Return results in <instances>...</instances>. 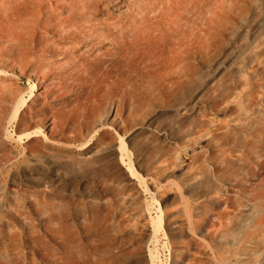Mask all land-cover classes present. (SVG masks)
Instances as JSON below:
<instances>
[{
    "label": "rangeland",
    "instance_id": "obj_1",
    "mask_svg": "<svg viewBox=\"0 0 264 264\" xmlns=\"http://www.w3.org/2000/svg\"><path fill=\"white\" fill-rule=\"evenodd\" d=\"M41 1L0 0V264H254L264 0Z\"/></svg>",
    "mask_w": 264,
    "mask_h": 264
},
{
    "label": "bare ground",
    "instance_id": "obj_2",
    "mask_svg": "<svg viewBox=\"0 0 264 264\" xmlns=\"http://www.w3.org/2000/svg\"><path fill=\"white\" fill-rule=\"evenodd\" d=\"M98 1V0H97ZM52 2L54 3V5L55 6H58V7H65V4H63L60 0H52ZM93 3V2H92ZM94 5V4H93ZM62 9V8H61ZM34 10L36 11V13H35V17L37 18V19H40L41 18V16H42V14H43V11L44 10H47V12H49L51 15H56V16H60V13L58 12V11H56L55 9H53L50 5H48V4H45V3H43L41 0H38V5L34 8ZM65 10V9H64ZM17 14V13H16ZM18 15V14H17ZM99 16V15H98ZM103 17V16H102ZM113 18V17H112ZM121 19V18H120ZM113 21H115L114 19H113ZM120 21V20H119ZM111 26V25H110ZM122 32V31H121ZM95 35V34H94ZM54 37V36H53ZM52 37V38H53ZM125 38V37H124ZM130 39V38H129ZM130 41V40H129ZM63 44V43H62ZM76 44H78V43H76ZM12 45H19V40H17V41H14V42H12ZM85 45V44H84ZM101 45V44H100ZM109 45V44H108ZM67 46V45H66ZM106 46V45H105ZM104 47V46H103ZM107 48L106 49H108V46H106ZM84 48V47H83ZM94 48V47H93ZM99 49V48H98ZM105 49V48H104ZM112 49V48H111ZM114 49V48H113ZM102 51H103V49H102ZM110 51H112V50H110ZM114 51H116L115 49H114ZM118 51V50H117ZM77 54V53H76ZM61 56V55H60ZM108 57V56H107ZM71 58V57H70ZM74 59V58H73ZM63 60V59H62ZM70 65H72V64H70ZM21 66V65H20ZM73 68V67H72ZM13 69V68H12ZM8 72H9V70H8ZM7 72V73H8ZM16 72V71H15ZM6 73V72H5ZM0 74H2V72L0 73ZM17 77V76H16ZM0 81H1V83H5V79H0ZM11 82V81H10ZM28 82V81H27ZM28 84H31V83H29L28 82ZM37 84V83H36ZM36 87L37 86H35L34 84L31 86V89L32 90H35L36 89ZM10 89V88H9ZM24 93V95H26L25 94V92H23ZM23 95V94H22ZM28 95V94H27ZM32 96V95H31ZM28 97V99H29V97L30 96H27ZM18 98V97H17ZM8 100V99H7ZM21 100L23 101V102H21ZM30 100V99H29ZM20 101V102H19ZM8 102V101H7ZM28 102V100H25V99H22V96H21V99H20V95H19V99H18V101L17 102H15L14 103V105L12 106V111L14 112V117H15V119H17V117H18V115H19V113H20V111H22V109L25 107V105H26V103ZM9 107V106H8ZM10 118H11V116H10ZM36 136L34 135V133H33V131H30V132H27V133H25V134H21V136H20V138L21 139H25V141H26V143H30L31 142V140L33 139V138H35ZM262 202H264V201H262ZM261 202V203H262ZM259 204V205H252V206H250V207H247L248 209H246V211H248V213H251V214H254V213H258V212H260V211H262V210H264V203H262V204ZM262 225H264V213L262 212V214L254 221V223H253V228L255 229V230H259L260 229V227L262 226ZM252 236H249V237H247L246 238V240H245V242L246 243H252L253 241H252V239L253 238H251ZM250 255H252V256H254V264H257L258 262H261V260H262V258H264V241L263 242H261L260 244H259V246L252 252V253H250Z\"/></svg>",
    "mask_w": 264,
    "mask_h": 264
}]
</instances>
